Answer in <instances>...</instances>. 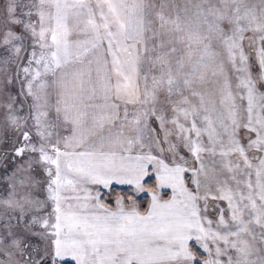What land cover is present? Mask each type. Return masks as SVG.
Returning <instances> with one entry per match:
<instances>
[{
  "label": "snow or ice",
  "instance_id": "1",
  "mask_svg": "<svg viewBox=\"0 0 264 264\" xmlns=\"http://www.w3.org/2000/svg\"><path fill=\"white\" fill-rule=\"evenodd\" d=\"M0 264H264V0H0Z\"/></svg>",
  "mask_w": 264,
  "mask_h": 264
},
{
  "label": "trees",
  "instance_id": "2",
  "mask_svg": "<svg viewBox=\"0 0 264 264\" xmlns=\"http://www.w3.org/2000/svg\"><path fill=\"white\" fill-rule=\"evenodd\" d=\"M154 183L153 180L148 179L147 184L152 185ZM100 199L102 202L109 203L112 207L114 206V199L116 197H124L125 201H127L129 196H133L136 199L138 208L141 212H145L149 203V197L147 195H141L139 197H135L132 193V189L130 187H121L116 185H111L108 190L99 189ZM165 196L164 198H166Z\"/></svg>",
  "mask_w": 264,
  "mask_h": 264
},
{
  "label": "rangeland",
  "instance_id": "3",
  "mask_svg": "<svg viewBox=\"0 0 264 264\" xmlns=\"http://www.w3.org/2000/svg\"><path fill=\"white\" fill-rule=\"evenodd\" d=\"M112 185H116V186H121V187H130L131 189H132V193L134 194V196L135 197H139V196H141V195H147L148 197H149V201H150V196L147 194V193H140L139 195H136L135 193H134V190H133V188L131 187V186H129V185H124V184H117V183H113ZM99 189H103V190H108V188H105V187H103L102 185H97V186H93V191L95 192V191H99ZM99 195H100V193H99ZM168 195H170V191H168ZM118 197H116L115 199H114V202H115V200L117 199ZM168 197H166L165 199H167ZM135 199V198H134ZM136 200V199H135ZM138 206V205H137ZM115 207V203H114V206H113V208ZM148 207V206H147ZM147 210V209H146Z\"/></svg>",
  "mask_w": 264,
  "mask_h": 264
}]
</instances>
